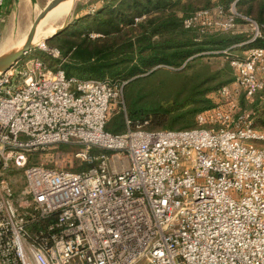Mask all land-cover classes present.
<instances>
[{
	"label": "built area",
	"instance_id": "obj_1",
	"mask_svg": "<svg viewBox=\"0 0 264 264\" xmlns=\"http://www.w3.org/2000/svg\"><path fill=\"white\" fill-rule=\"evenodd\" d=\"M237 1L183 24L228 30ZM62 61L0 72V264H264V132L239 105L264 87V47L229 59L233 81L184 130L105 131L122 83L67 76ZM61 143L91 165L30 163ZM10 169L22 171L20 190Z\"/></svg>",
	"mask_w": 264,
	"mask_h": 264
},
{
	"label": "trees",
	"instance_id": "obj_2",
	"mask_svg": "<svg viewBox=\"0 0 264 264\" xmlns=\"http://www.w3.org/2000/svg\"><path fill=\"white\" fill-rule=\"evenodd\" d=\"M108 1L45 44L58 50L67 76L122 83L124 113H112L104 125L111 134L198 127L196 115L214 106L211 94L233 81L229 59L243 55L239 44L249 37L239 27L255 23L259 34L249 46L264 47V0H238L228 30L185 27L183 18L214 7L228 15L233 0ZM212 57L224 62L213 67ZM239 105L252 111L255 128L264 132V87L252 101L240 96Z\"/></svg>",
	"mask_w": 264,
	"mask_h": 264
},
{
	"label": "rangeland",
	"instance_id": "obj_3",
	"mask_svg": "<svg viewBox=\"0 0 264 264\" xmlns=\"http://www.w3.org/2000/svg\"><path fill=\"white\" fill-rule=\"evenodd\" d=\"M48 1L49 0H4L3 4L0 6V54L16 48L17 39L23 33L27 34L34 18ZM108 2V0H73L72 8L67 15L68 26L72 24L75 25L77 23L79 24L80 21V23H82V20L95 14L100 8H104ZM62 22L63 18H59L52 22V25L53 27L58 28L61 26ZM239 28H242V30L249 35V37L241 44L244 45L243 49L239 51L244 53L247 49L251 48L249 44L252 42V27L243 25ZM92 36H94V34H92ZM5 41L8 42V45L3 47ZM45 41L43 45L35 44L28 53L20 57L19 62L37 57L42 60L47 67L52 69L56 68L59 61L50 57L46 53L44 48H48V46L45 44ZM208 60L211 62L213 67H216L218 64H222L224 62V57H212ZM178 69L180 68H176V70ZM111 108L109 117H111L112 113L114 114V112L117 111L124 113L125 106L123 92L120 99L115 102ZM115 119H119V117H116ZM80 147L81 146L76 143H61L52 145L44 149L34 151L31 154L29 161L32 164H41L46 167L57 169H86L91 165V161L82 159L81 156L78 155ZM95 151L96 150H93V152ZM6 174L8 177L16 180L14 183L15 189L19 188L20 190L22 183H24L22 171L10 169L6 171Z\"/></svg>",
	"mask_w": 264,
	"mask_h": 264
},
{
	"label": "water",
	"instance_id": "obj_4",
	"mask_svg": "<svg viewBox=\"0 0 264 264\" xmlns=\"http://www.w3.org/2000/svg\"><path fill=\"white\" fill-rule=\"evenodd\" d=\"M64 0H49L44 7L38 12L36 17L34 18L32 24L30 25L28 32L26 34L25 40L23 44L19 48H14L12 50L6 51L0 54V72L4 71L8 67H10L15 61L19 60L20 57L26 53H28L32 48V40L35 33V28L39 21L45 17V15L52 10L56 5ZM68 27V20L67 17L63 20L61 26L56 28L54 33L47 36L44 41L56 34L61 33Z\"/></svg>",
	"mask_w": 264,
	"mask_h": 264
},
{
	"label": "bare ground",
	"instance_id": "obj_5",
	"mask_svg": "<svg viewBox=\"0 0 264 264\" xmlns=\"http://www.w3.org/2000/svg\"><path fill=\"white\" fill-rule=\"evenodd\" d=\"M73 5V0H64L60 2L58 5H56L52 10H50L43 19L39 21L35 28V33L33 36L32 44H39L43 45L44 39L53 34L55 31V27H53L52 22L59 18H63V20L67 17L69 14L71 8ZM59 28V27H58ZM26 33H23L16 41V48H19L24 40ZM8 42L5 41L3 44V47L7 46ZM14 46V45H13ZM12 47V46H11Z\"/></svg>",
	"mask_w": 264,
	"mask_h": 264
}]
</instances>
